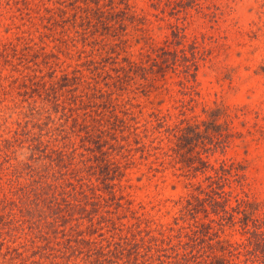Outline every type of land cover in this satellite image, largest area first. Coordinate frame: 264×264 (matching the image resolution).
Listing matches in <instances>:
<instances>
[{
  "label": "rangeland",
  "instance_id": "1",
  "mask_svg": "<svg viewBox=\"0 0 264 264\" xmlns=\"http://www.w3.org/2000/svg\"><path fill=\"white\" fill-rule=\"evenodd\" d=\"M74 1L0 0V264H196L221 254L192 234L218 216L181 210L212 189L250 211L209 232L245 264L264 230V0H123L137 17L85 38L63 20ZM141 59L145 77H110ZM177 125L200 132L181 152Z\"/></svg>",
  "mask_w": 264,
  "mask_h": 264
},
{
  "label": "trees",
  "instance_id": "2",
  "mask_svg": "<svg viewBox=\"0 0 264 264\" xmlns=\"http://www.w3.org/2000/svg\"><path fill=\"white\" fill-rule=\"evenodd\" d=\"M78 0H75L74 5H73V10L74 12L72 13V15H70L69 19H66L62 17V14H64L65 12L61 10V18L63 20H70L72 22V29L75 33L76 36H82V37H86L89 34H94L96 32H98L99 30H97L99 27H102V34H109V35H117L119 30H123V21L126 18H130V20H132L135 16L137 17V15L133 12L132 7L126 3L124 5L123 8V0H118L117 5H121V7H119L118 9L115 8V0H107V4L104 5V7L100 6V4L98 3L100 0H97V4H93L90 5L88 3H85V6L83 5H77ZM84 3V2H83ZM94 3V1H93ZM107 9V10H106ZM58 10V9H57ZM81 11V14L79 13ZM79 14H80V22H78L79 20ZM52 15V14H51ZM51 17V16H50ZM49 17V18H50ZM140 18V17H139ZM141 21H143V17H141ZM140 21V23H141ZM91 25H95V27H91ZM70 26V27H71ZM81 27V29H79ZM181 27L178 25H175V30L173 31V36L175 37H180L179 33ZM141 31L144 32L146 31L145 28H141ZM100 32V31H99ZM162 49L163 52H167L166 49L164 48H160ZM147 56V61H151L152 65H155L154 63L156 62L155 58L156 56H154V58L150 55L147 54L145 55ZM160 57V56H159ZM185 58V62H184V68L188 69L191 66H193V69H195L196 67V62H195V57H193L191 59V63H189V61L186 59V56H184ZM163 63H165L167 60H162ZM127 66L125 68L124 65H120V68L117 69L118 74H116L114 77L110 76L111 78H113L112 80L115 82H123L124 80H128L129 78H131L130 76V71L134 72L135 74L140 72L144 77H145V72L149 71L148 69H152L151 68V64L149 65H144V62H142V59L140 61H132V60H128L127 62ZM172 63H174V61H172ZM166 66H168V64H166ZM159 69L161 71L164 72L163 67H159ZM123 71V73L121 74V72ZM190 71V69H189ZM189 71H186L187 74L191 75V73ZM162 72V73H163ZM63 78L65 80H72L73 85H77L78 82H76V80L78 79L76 76H72L70 78H68L67 75H64ZM133 79V78H131ZM76 90V88H74ZM83 96V95H82ZM74 97V96H73ZM75 99V98H74ZM78 101L77 99L74 100V104H77ZM220 110L219 109H215L212 110L210 115L211 117H217L219 114ZM214 115V116H213ZM176 127V132H172L173 135L175 136L176 139V147L178 148V152H181V150L189 145L191 143V140L193 139L194 136L200 135V132L197 130L198 127L193 126V125H185V126H175ZM197 163L199 165H202L201 167L203 168H207L209 165L208 163H206L205 160H202V158H200V156L197 157ZM197 163L195 162H189V166L193 167L194 169L197 168ZM207 166V167H206ZM217 169H215L216 171ZM215 184H217V182H214ZM217 186V185H216ZM216 188L219 189V187L217 186ZM215 188V189H216ZM224 193L222 192V194L218 191L216 192V190L212 189V193L210 194H206L207 197L206 198H198L196 197L194 199V201L192 200H186L185 205L183 206V209L181 210L183 216L187 215L189 213H192L191 211L193 209H197V206H201V208L203 210H205L204 205H209L210 208L212 209V212L215 213V215H217V219H210L208 222H195V229L192 230V234H196V235H200L197 236V238H199L198 240V244L206 242V247L208 248V250H210L211 252H214V250L218 249L219 251H221V254L217 255L215 253H209L206 252L208 255L203 258H201V260H196V264H236L233 257H238L237 255L240 253L239 249L242 246H247V245H243V243H228L226 242V244L224 245V240H216V244H213L212 242L209 241V239H212L211 237V233L213 235L216 236V231L211 232V229L213 228L212 223H215L217 228L218 226H223L222 220L225 219L226 217L224 216L225 214H228V219L229 218H233V211L235 212H240L242 211L243 213V218H238L240 222H242L243 224H248V219L250 218V211L247 210H238L237 208H232L230 206V209L227 210V203L226 200L223 199L224 198ZM213 195H216L218 197H221V201L217 200L216 197H214ZM193 202H196L195 204H193ZM225 203V204H224ZM79 209H83V207L79 208ZM253 221V220H252ZM209 232H211L209 234ZM250 236L249 238H246V243L248 242V244H250L251 246V250L247 251L245 254H249L250 256H245L244 261L246 262L245 264H248V262H252L254 263L255 261H259L260 264H264V230L260 231L259 233L257 232V230L255 229L254 232L250 231ZM77 244H81V243H85V238L84 236H82V238H76ZM89 240V239H87ZM218 247L216 248L215 247ZM122 247V245L119 242L115 243V247ZM119 247V249H120ZM205 247V246H204ZM69 248H70V244H69ZM88 249V246L87 248ZM123 250V248L121 249ZM202 250V249H201ZM234 251H236L234 253ZM241 254V253H240ZM259 256H262L263 259L258 258ZM183 258H185L186 260H188L185 256L181 257V259H178L177 262L175 261H170L169 264H182L181 260H183ZM238 264V263H237Z\"/></svg>",
  "mask_w": 264,
  "mask_h": 264
}]
</instances>
